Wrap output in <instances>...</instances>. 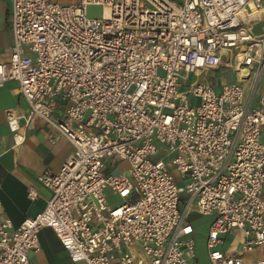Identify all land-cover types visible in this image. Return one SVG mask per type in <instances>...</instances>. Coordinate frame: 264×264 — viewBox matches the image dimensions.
<instances>
[{
	"label": "built area",
	"instance_id": "1",
	"mask_svg": "<svg viewBox=\"0 0 264 264\" xmlns=\"http://www.w3.org/2000/svg\"><path fill=\"white\" fill-rule=\"evenodd\" d=\"M262 23L264 0H12L0 89L17 82L27 122L43 120L74 153L37 178L51 194L42 213L18 228L0 219V264H33L45 228L73 264H199L193 213L212 218L209 264H245L264 247ZM231 65L238 82L219 93L202 83ZM20 119L7 115L14 147L26 141ZM233 231L244 242L230 254Z\"/></svg>",
	"mask_w": 264,
	"mask_h": 264
},
{
	"label": "crops",
	"instance_id": "2",
	"mask_svg": "<svg viewBox=\"0 0 264 264\" xmlns=\"http://www.w3.org/2000/svg\"><path fill=\"white\" fill-rule=\"evenodd\" d=\"M12 0H0V64L6 63L11 55L13 35L11 27ZM264 24L255 27V32H263ZM225 68V67H223ZM231 68H234L231 65ZM264 95V82L259 90ZM60 107V106H59ZM60 107L54 118H63ZM12 111L20 116V125L25 128L26 141L20 147H14L12 134L7 123V115ZM28 104L20 94L17 82H9L0 89V203L2 210L0 219H9L15 228L27 218H33L42 213L51 194L37 183V178L49 171L58 173L65 162L73 155L74 148L66 139H57L55 131L46 122L34 118L27 122ZM35 187L38 198L30 201L28 190ZM53 242L46 243V237ZM223 250L234 253L244 242L241 231H233L224 236ZM41 251L31 254L33 264H54V254L63 256L62 264H73L62 248L55 233L48 228L42 229L39 234ZM53 251V252H52ZM264 259V247L247 254L245 264H256Z\"/></svg>",
	"mask_w": 264,
	"mask_h": 264
},
{
	"label": "rangeland",
	"instance_id": "3",
	"mask_svg": "<svg viewBox=\"0 0 264 264\" xmlns=\"http://www.w3.org/2000/svg\"><path fill=\"white\" fill-rule=\"evenodd\" d=\"M87 15L90 18H100L102 16V8L90 7L88 9ZM196 80H197V78L195 76H191L190 80L187 82V85L182 90V92L188 90L189 89L188 86H190ZM201 80H202V83L206 82V83H210L211 85H213L215 91L217 93H219L221 88L225 84L236 83V82H238L239 78H238V75L235 72L234 68H230V69L222 68L218 71L209 72ZM253 84H254V78H252L249 82H247L245 84V87L247 89H249V88L253 87ZM189 101H190L191 105H198L201 103L200 100H194L191 96L189 97ZM173 157L174 156L165 157V154H163V152H162V148H161L160 154L158 156V158H165L167 163H169L171 161V159H173ZM108 166H109L108 173H112L114 175L121 174V173H123V170L126 169V167L125 168L118 167L116 170L113 171V170H111L109 163H108ZM171 173H172L175 181L177 182L178 186H180V187L185 186V183H182V181H183L182 177L180 175H178L176 173V171L173 170V168H171ZM109 202L111 204H117V203H119V200H118V198L112 197V198H110ZM183 207L184 206L182 205V208ZM190 221L195 224V228H196L195 242H196L197 262L199 264H209L206 242H207L209 224L212 221V218L211 217H202L200 215L193 213ZM52 242H53V239L50 236L49 237L47 236L46 237V243L51 244ZM63 260H64L63 256L54 254L50 261H52L54 264H62Z\"/></svg>",
	"mask_w": 264,
	"mask_h": 264
}]
</instances>
